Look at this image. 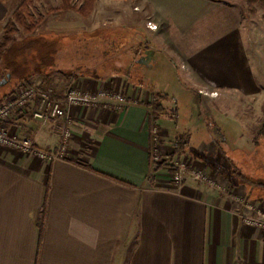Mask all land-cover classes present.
Returning <instances> with one entry per match:
<instances>
[{
	"label": "crops",
	"instance_id": "0c3cea01",
	"mask_svg": "<svg viewBox=\"0 0 264 264\" xmlns=\"http://www.w3.org/2000/svg\"><path fill=\"white\" fill-rule=\"evenodd\" d=\"M21 1L0 0V25ZM236 4L95 0L89 19L78 23L67 12L47 20L44 29L125 30L133 33L129 42L146 30L159 41L157 50L176 58L168 59L166 69L180 86L202 95L245 96L244 104L264 112V5L258 4L261 14L250 8L245 14ZM152 62H133L139 69L134 77L133 70L100 64L91 74L67 78L91 91L115 87L124 101L121 109L106 101L108 106L70 111L65 158L40 160L0 145V264H264V229L245 225L240 205L186 171L172 184L167 168L153 170L151 127L161 131L163 158L173 152L174 140L150 117V94L168 96L157 82L164 70H152ZM68 85L56 96L63 97ZM62 125L42 124L17 110L0 122L48 151L56 149ZM251 201L261 209V200Z\"/></svg>",
	"mask_w": 264,
	"mask_h": 264
},
{
	"label": "rangeland",
	"instance_id": "374dc122",
	"mask_svg": "<svg viewBox=\"0 0 264 264\" xmlns=\"http://www.w3.org/2000/svg\"><path fill=\"white\" fill-rule=\"evenodd\" d=\"M55 1V4L53 3L54 0H49L46 4L39 3L36 6L35 12L44 15L49 7L57 4V0ZM73 1L77 3V0ZM231 1L237 3L236 5L240 6L245 14L248 13L249 8L261 14L262 10H260L261 7L258 4L264 5V0H254L256 4H250V0ZM89 17L86 19H89ZM76 19L78 23L79 21L83 22L85 20L77 14ZM77 22L72 23L77 24ZM1 26L2 25H0V33ZM58 34H60V36L72 37L78 33L55 32L51 34V38L55 40ZM114 34L118 36V41L113 43L114 48L121 47L124 43L129 42L133 36L132 32L125 30H121ZM139 36L138 39H134L124 48L117 51L113 58L106 59V62L103 63L102 66L111 69L119 67L122 72H126V70L130 72L133 70L135 71L133 72L134 77V75H138L137 72H139V69H136L133 62L139 60L142 63H148V61L154 60V62H152V70L158 68L164 70L158 74L160 79L157 82L165 88L164 92L168 94L167 100L164 102L165 112L170 113L172 110H175L176 117H171L170 114L168 115L166 113L157 121L159 126L166 130L169 140L180 138L186 143L184 154L174 156L169 159L170 161H166L170 162L171 165L174 164L173 167L175 168L183 163L185 165V175L199 184L209 186L208 188L217 193L228 195L231 200L241 206L240 213L242 214L247 210L244 206L245 203L251 201V199H256L257 197L255 196H257L258 193L254 195L249 194V188L238 184V178L232 175L231 171L251 172L253 175H257V177H264V150L259 149L255 154L253 149V137L264 122V112L260 110L258 105L248 106L249 103L244 104L243 100H245V96H225L222 95L224 94L223 91H220L221 95L219 96H209L202 95V91L197 92L183 88L180 86L179 80L171 78V75L167 72L169 67L167 66L168 59L171 58V60L176 62V58L173 56L168 57L157 50L156 47H159V41H154L149 38L148 31L141 29ZM42 46L40 41L36 43L35 46L26 49H21L20 44H16L11 52L8 53V58L10 60H15L18 67L22 66L23 70L26 67L24 72H29L30 70L28 68L32 66L28 65L29 67H27L26 64L22 65L24 63L22 59L28 58V63L32 62L34 58H40L39 62L44 61L46 58L44 57V53L47 49L42 48ZM165 53L169 55L166 50ZM65 57L68 58L66 53L64 55V58ZM67 58L65 61H67ZM116 61L119 63L117 64ZM60 63L61 65L59 66L62 67L65 62L63 63V61L60 60L58 64ZM53 70H55V68H53ZM143 70L147 71V68L143 67ZM172 70L174 69L172 68ZM15 74L17 73L14 72L10 75L12 77ZM45 74L35 76L39 79L31 77L28 78L27 81L30 80L36 83L35 80H37L36 84L45 87H53L55 91L61 90L64 83L67 82L70 84L71 82L62 74H55V72L50 74L48 72L47 76H45ZM130 80L136 84L138 83L135 78ZM147 80L150 81L149 79ZM147 80L142 84L144 88H146L145 84L149 83ZM111 91L123 95V92L117 91L115 87H112ZM155 95L154 93L150 94V97H148L150 101ZM256 98L258 99L259 97ZM240 103H242V105H240ZM158 156L160 161L166 158H163L159 150ZM151 164L154 165L153 162H151ZM174 171L175 170H171L169 172V179ZM192 171H202L207 176L206 180H202V182L195 180L194 176L191 174ZM238 197L240 199H237ZM261 201L262 205H264V199Z\"/></svg>",
	"mask_w": 264,
	"mask_h": 264
},
{
	"label": "trees",
	"instance_id": "16d2710c",
	"mask_svg": "<svg viewBox=\"0 0 264 264\" xmlns=\"http://www.w3.org/2000/svg\"><path fill=\"white\" fill-rule=\"evenodd\" d=\"M254 1V0H253ZM49 0H22L17 7L12 11L9 17L1 26L0 33V81L6 75L16 72L11 79L3 86H0V102L7 96L11 95L16 88L24 85L28 78L44 75L47 76L52 72L55 74H62L67 78L79 77L91 74L95 67L106 62V59L113 58L114 54L120 49L124 48L127 43L121 47L114 48L113 43L118 41L117 32H81L72 37L58 34L55 40L51 38V34L55 31L45 30L46 21L51 18H56L60 14L67 12H74L83 19L88 18L94 9L95 0H57V4L49 7L45 12V16L35 12L36 6L39 3H48ZM252 2V0H250ZM62 33V32H59ZM21 34V35H19ZM41 42L42 48L47 49L44 53V61L40 58H34L32 62L28 63V58H23V64L32 66L28 68L29 72H24L26 67L22 68L16 64L15 60L8 58V53L20 44L21 49L35 46L36 43ZM112 47V48H111ZM110 50V52H109ZM115 50V51H113ZM65 53L68 58L65 57ZM67 58V61L65 59ZM63 61V66L60 67L59 61ZM105 60V61H104ZM82 65V66H81ZM81 66L80 68H77ZM55 68V70H53ZM80 69V70H78ZM47 70V71H46ZM134 79V78H133ZM142 82V80H137ZM55 90V89H54ZM167 95L156 94L149 101L150 117L152 121H157L166 113L171 117H176L175 110L170 113L165 112L164 102L167 100ZM185 142L180 138L173 141V152L164 160L154 163L153 170L157 171L161 168H167L171 171V164L169 159L174 156H180L185 153ZM253 145L255 154L257 150H264V122L257 130L253 137ZM253 151V150H252ZM168 160V161H166ZM250 171V170H249ZM232 175L238 178V184L248 187L249 194L258 193L261 196H255L253 201L264 199V177L253 175L251 172L232 170Z\"/></svg>",
	"mask_w": 264,
	"mask_h": 264
},
{
	"label": "built area",
	"instance_id": "2783aa9c",
	"mask_svg": "<svg viewBox=\"0 0 264 264\" xmlns=\"http://www.w3.org/2000/svg\"><path fill=\"white\" fill-rule=\"evenodd\" d=\"M147 24L150 28H156L150 22ZM32 98L36 99L34 107H31ZM106 101L115 102L116 108L121 109L124 97L112 92L111 88L91 91L81 88L76 82H71L67 86L63 97H57L53 87L41 88L38 84L29 80L0 102V122L10 120L11 110L28 111L34 119L42 124L61 120L63 125L60 128L58 145L52 151L44 150L37 147L31 138L18 137L2 126H0V145L33 155L40 160L63 159L66 156L69 141L72 137V115L70 111L75 109L88 110L102 102L103 106H108ZM150 133V161L158 163L160 161L158 156L160 129L153 126ZM173 165H171V168L175 171L170 176V182L178 184L183 179L182 173L185 172V165L182 163L177 168ZM191 174L195 180L200 182L205 181L207 177L202 171H192ZM244 206L247 210L240 215L241 221L245 225L264 229V205L261 204L260 209L256 208L252 201H247Z\"/></svg>",
	"mask_w": 264,
	"mask_h": 264
},
{
	"label": "water",
	"instance_id": "95a60500",
	"mask_svg": "<svg viewBox=\"0 0 264 264\" xmlns=\"http://www.w3.org/2000/svg\"><path fill=\"white\" fill-rule=\"evenodd\" d=\"M11 78V75L8 73L4 79L0 81V86L5 85Z\"/></svg>",
	"mask_w": 264,
	"mask_h": 264
}]
</instances>
